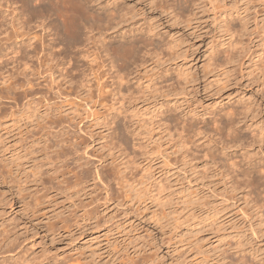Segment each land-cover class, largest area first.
Masks as SVG:
<instances>
[{
  "label": "rangeland",
  "instance_id": "1",
  "mask_svg": "<svg viewBox=\"0 0 264 264\" xmlns=\"http://www.w3.org/2000/svg\"><path fill=\"white\" fill-rule=\"evenodd\" d=\"M70 1L72 4L69 1L68 4L74 5V0ZM16 2L19 3L13 7L17 11L20 8L21 11L26 9L20 0H9L8 5ZM101 2L94 3L99 5L94 8L97 13H104L114 7L128 11L127 15L119 18L121 27L117 31H94L98 33V37L109 32V35H104L107 36L106 42H112L116 49L119 43L133 41L132 47L131 42H128L123 50L112 51L113 54L116 52L121 56L118 66L121 69H116L124 70L125 66H121L124 60L131 58L129 60L132 61L129 67L121 71L124 72L123 75L120 71L119 74L123 82L122 92L126 93L124 94L127 99L132 97L133 103L128 101L132 99L126 101L124 94L121 98L120 95L116 96L119 100H125L117 104L118 107H123L125 115L127 110L128 115L133 111L131 116H127L129 118L124 115L118 117V124H121L119 127L123 130L117 129V132L122 131L121 135L124 132V136L119 141L121 136L116 130L105 127L97 120L96 113L101 114L109 107L104 108L98 104L95 106L92 102L86 107L85 101L80 100V97L76 99L73 94L77 103L69 108L65 106L62 109L64 113L57 114L64 118L62 121L65 122V129L67 127L70 130V134L63 136L67 139L64 145L66 156L54 161L58 162L54 165L59 172H52L53 177L44 175L43 179L46 181L41 179L43 183L39 180L36 184L32 172L35 168L32 160L34 155L29 154L23 158V162H30L26 165L23 163L24 170L20 177L23 185L27 182L26 173L32 175V179L30 177L28 180L34 182L30 180L32 183H28L31 185L27 186L28 191L19 194V183L13 179L16 174H12L6 181L3 178L1 160L3 156L11 158L26 136L29 138L28 145L32 144L33 134L29 129L35 128L30 125L32 119L27 118L25 112L29 115L30 111L36 114L38 111H45L47 101L42 100L41 94H47L46 98L53 99L52 101L56 98L54 94L49 95L50 92H47L46 83L49 82L44 81L45 77L29 74L28 79L38 77L37 81L34 80L42 83L35 84L33 80V84L40 87L34 86V89H30L27 88L28 85L26 87L25 76H18L14 71V79L20 80L16 83L12 77L8 83L12 80L17 84L15 91L33 92L30 94L32 96L23 97L22 103L36 102H31L25 108L21 103L16 115L12 116L16 118L14 122L5 121L0 109V136L8 132L11 126L5 139L0 138V264H240L239 257L242 252L239 236L246 225L242 212L245 206L243 197L239 191H236V195L231 193L234 190L231 191L227 177L221 183V177L213 176L210 169L203 166L204 163L196 161L198 140L193 129L198 124L206 128L208 138L206 136L204 140H208L210 144L207 141L204 144L208 145L201 146L202 155L211 150L210 154L216 160L223 158L220 160L223 162L225 156L220 154L224 146L222 139L229 135L222 136V132L228 133L227 129L219 131L220 124L217 123L225 121L227 110L237 109L241 112L237 116L238 119L241 117L237 121L242 130L241 135L247 142L254 144L247 149L253 158H257L256 162L264 161V140L258 136L259 140L255 142L251 133L252 129L260 132L263 130L264 133V0ZM229 19L233 28H236L233 36L226 29ZM50 28L53 33L48 38L55 37V26ZM41 32L44 33L39 28L37 33ZM134 42L139 43L137 45L141 49L137 59L134 58ZM58 46L61 49L63 45ZM228 54L233 57L232 61L228 59L229 66L225 63ZM10 66L8 68L13 70ZM220 66L222 67L219 68ZM227 66L231 69L228 73ZM10 69L6 74L13 72ZM224 70L226 75L222 74L225 73ZM182 71H185L186 76ZM178 73H182V76ZM22 81L26 89L21 87ZM3 86L0 80V90ZM62 88L66 89V84ZM43 89L47 91L42 93ZM34 92L39 94L36 96ZM13 95L15 97V94H11L7 99H0V107L12 106L14 110L16 106ZM33 96L36 97L35 100L32 99ZM27 107H30L29 111L26 110ZM89 107L94 108L91 110ZM135 109L139 110V115ZM156 111H160L159 114ZM166 116L169 119V122L166 119L168 124L160 122ZM218 117L219 120L223 117L222 121ZM158 120L164 125L161 126ZM54 126L53 132L56 134L50 135L48 143H53L57 137L61 138L58 133L62 134V125ZM21 131L22 135L18 134ZM20 135L23 136L22 140ZM47 142L42 141L45 145ZM38 146L40 145L32 147L37 148L36 155L41 154L37 152ZM236 147L229 150L230 155L238 154L237 160H240L239 155L244 151L241 150L242 145ZM50 149L49 155L55 157L59 147ZM246 154L249 156L248 152ZM38 157L41 160L43 155ZM201 160L204 162L206 158L202 157ZM207 173L210 174V179L207 178ZM79 175L84 177L81 182ZM223 181L226 186L230 185L227 186L228 189ZM159 183L166 188L169 186V191L163 189ZM155 186L159 189H155ZM154 190L165 192L161 194ZM30 192L34 195L31 196ZM23 193L27 201H30L31 210L26 209L29 206L25 204ZM154 193L165 205L153 197L156 195ZM35 195L38 198L33 199ZM165 199L167 202L162 201ZM198 199L199 202H196ZM213 218L215 224L211 225L214 223ZM9 235L12 240L6 242ZM251 238L253 240L254 236ZM250 259L253 260L252 256Z\"/></svg>",
  "mask_w": 264,
  "mask_h": 264
},
{
  "label": "bare ground",
  "instance_id": "2",
  "mask_svg": "<svg viewBox=\"0 0 264 264\" xmlns=\"http://www.w3.org/2000/svg\"><path fill=\"white\" fill-rule=\"evenodd\" d=\"M8 1L9 0H4V1L0 0V44H1V46H0V80L4 84L3 88L1 87L2 90H0V99H3V98L7 99L8 97H10L9 95L15 94V97L13 95V97H14L13 99L15 100L16 108L14 110H12V106H2V108L0 107L1 113L4 116V118H6L5 121L10 120V121L14 122L16 118H12V116H14V114L20 109L19 105L23 101L22 98L23 97L28 98L29 97L28 95L33 93V92H31L32 90L31 91L30 90L29 91L23 90L24 91V92L22 91L23 93H19L18 91H15L16 87H17L16 83L18 82L17 80H20V79H17L16 75H15L16 76L15 78L17 80L14 79L13 75L15 74V72L17 73L18 76L19 75H23V77L25 76L24 79L27 82L26 87L28 85L29 87H27V88H30V89H34L33 88L34 86L40 87L39 85H41L42 83L36 82L39 79L37 77V79L34 78V79H36V81L34 79L33 80L35 81L34 82L35 84H39V85L33 84L32 78L28 79L29 74L30 75H32V74L37 75L38 74V76H40V77H45V78H43L44 81L46 80L49 82V83H46V85L48 84L47 85L48 91L47 90H45V91H47L48 93L50 92L49 95L51 93L54 94L55 95L54 98H56V100H57V101L56 100L52 101L53 99L51 100L49 98H46L47 94H46V96H45V94L44 95L41 94V92L42 93L45 92L44 89H43V91L41 90L40 94L42 95V97H41L42 100L47 101L45 111H43V110H42V112L38 111L37 114L30 111L29 115H28V112L27 113L25 112V114H24L27 116V118L32 119L30 125L35 128L34 130H30L29 126L27 128L33 134V139H31L32 144L28 145V143H29L28 139L29 138L27 136H26L27 138L25 137L23 139V136H21L23 131H21L20 133L18 132V134H21L20 135L21 140L23 139L20 148L19 149L16 148L18 150L13 152V154L11 155L12 156L11 158H8V156L6 158V156L2 155L4 157L1 160V162L3 161L2 165H1V167L3 169V178L7 181L9 177H12V174L13 175L16 174L13 177V179L15 178L14 180L16 181V183H19L17 185L18 193L22 194V192L29 189L28 187L30 184L28 185V183H32L34 181L36 182L39 180L42 181V180H44L43 179L44 175H48L49 177H53V173L59 172V170L54 165V163H56L57 161L56 162H54V161L55 160L59 161V158H62L61 156H64V155L66 156V150H65L64 145H65V142L67 141V139L65 140V138H63V136L66 134L67 135L70 134V130L67 127L65 129V122L62 121L64 118L57 116V114L61 115L62 109L65 106L67 108H69V106L76 104L77 101L74 100L75 98L77 99L80 97V100L81 99H82V101L84 100L86 103V107L89 106L88 104L90 102H92L95 106H96V104H98V105H102L104 108L109 107L108 109L106 108L107 109L106 111H108V112H106V111L103 112L106 114H103L102 112H101V114L99 112L96 113L97 114V120L101 121L102 125H104L105 127L116 130V132H117V129L119 131V129H120L119 126L121 125L120 123L118 124V121H119L118 117L120 115H124L125 117H127L130 115V113L133 112L132 109L130 108L132 112L129 111L130 113L128 115V110H127V112H126L127 115H125V113H124L125 110L124 111L122 110L123 107L121 105H120L121 107H118L119 103L120 104L122 103V100L126 99V101H127L128 99H132V97H129V95H127V97H129L127 99V98H125L126 93L124 92L125 93L124 94L122 92L121 86H122L123 82H121L122 78H121L119 73L123 69L121 71L119 69H116L120 65L119 62L121 60V56H118L116 54V52H115V54H113V52H112V51H117L118 49L123 50L124 47H126L124 45L128 44V42H131V41L127 40L126 42H122V44L119 43L120 45L118 44L119 46H117V49H116V47H114V45H112V42H108V43L106 42L107 36H104V35L105 34L109 35V32L108 33L104 32L105 34L101 35V36H103V38L101 36L98 37L97 36L98 33L97 34L94 33L95 29H98L100 31H103V30L104 31H109V30L115 31L116 29L121 27L120 26L121 25V19H119L121 17V15L125 16L128 13V11L123 10L124 8L120 9L117 7L107 9L105 12L102 11L104 13H100V12L97 13V11L94 8H95V6H99L98 4L102 3L101 2L102 0H74L73 1L74 5L68 4V1L70 3L72 2L70 0H23V1L20 0L22 2V4L26 7V9H24L25 12H24V10L21 11L20 7H17V9L20 8V11H17L16 7H13V5L14 6L17 5V3H19V2H16V4L11 3V5H8ZM10 1H13V0H10ZM153 1H155V0H153ZM115 2H114V4H115ZM94 3H98V4H94ZM100 7H101V5H100ZM102 14H103V16H102ZM240 15L241 14L239 13V17H240ZM229 20H230L229 24H227L228 22L226 23V25H227L226 29H227V31H229L231 33V36H233V34L236 31V28H233V23L231 24L230 23L231 19H229ZM50 25L55 26V30H54L55 37H52V38H48V36H50L53 33V29L50 28L52 26H50ZM39 28L42 31H44V33L41 32V34H38L37 31ZM98 30H96V31H98ZM1 35L2 36L5 35V36L2 37ZM111 36H113V35H111ZM48 39H50L49 42H48ZM132 42H131V47L133 46ZM61 44L63 46L61 47V49H58L57 47H60L58 45H61ZM137 44H139V43L134 42V45H136L135 46V48H136L135 57L132 55L136 59L138 58V56H140V52H141L140 45H137ZM141 44H142V42H141ZM143 47H144V45H143ZM143 47H142V49H143ZM119 50H118V52H119ZM128 53H130V52H128ZM61 55H63V56H61ZM121 55H122V53H121ZM128 55H130V54H128ZM228 55L229 56L226 57L227 61L225 60L226 61L225 63L227 65H228V63H227L228 59L231 60L233 58V57H231L232 54H228ZM123 56H125V55H123ZM129 59L131 60V58H129ZM129 59H126V60L123 59L124 64L121 65L122 68H124V66H125V69H126V67H129V64H131V62H132V61L130 62ZM34 60H36L35 65L33 63ZM135 61H133V62H135ZM11 64H12V66H10ZM8 65L12 69L14 68L15 70L14 69L11 70L10 68H8ZM222 66H220L219 68H221ZM224 66H225V64H224ZM228 66H227L228 70H226L227 73L230 69ZM118 68H120V67H118ZM9 69L11 70L10 72H12V71L13 72L11 74H6L7 72L9 73ZM115 69L118 73H116ZM178 71H180V70H178ZM226 71L224 70L223 72H225V73H222V74L226 75L227 74ZM230 71H231V69H230ZM121 73H122L121 75H123L124 72H121ZM182 73H183V71H182ZM182 73H178V75L179 74L181 75ZM184 73H185V71H184ZM184 73H183V75H184ZM130 74H131V72H130ZM229 74H230V72H229ZM184 76H186V75H184ZM126 77H127V74H126ZM11 78H12V80L14 79L16 83H13L12 80L8 83V81ZM117 78H120V81H117ZM183 78H185V77H183ZM228 78H229V76L227 77V79ZM24 79H22V80H24ZM25 81H24V83H26ZM65 84H66V89L62 88V86H64ZM20 86H21V84L19 85V88L23 87V89H26V88H24L23 81H22V86L21 87ZM33 91H35V90H33ZM37 93H35V95ZM83 93L84 94L86 93V94L84 96H81V94H83ZM123 94H124V99H122V100L121 99L119 100V97L118 98L116 97L117 95L118 96L120 95V98H121V95L123 97ZM131 95H132V93H131ZM30 96H32V95H30ZM110 96H112V97H110ZM35 98H34V96L32 97V99H34V100H35ZM108 99H110V101ZM128 101H132V103H133V99L128 100ZM31 102L22 103V107L25 108L26 106H30ZM33 102H36V101H33ZM124 103H128V102H124ZM132 103L130 102L129 104L131 105ZM123 106H124V104H123ZM27 108H26V110L29 111L30 107H27ZM92 108H94V107H89V109H91V110H92ZM134 108H135V105H134ZM135 110H137V109H135ZM135 110H134V112H135ZM160 110H161V108H160ZM232 110L230 111V109H229V111L227 110V112L225 110V112H226V113L224 112L225 113V117H224L225 121L217 123V125L220 124L218 126L219 131H224L227 129L226 131L228 133H226L224 131V132H222L224 134V135L222 134V136H226L227 134L229 135V137H225V139H222V141L224 142V146L222 145L223 150L221 151L220 154H223V156H225L224 157L225 160L223 162L220 161L221 159L223 160V158H221L220 160L218 158V160H216L214 158L215 156L213 157V155L210 154L211 150L207 151V152L204 150L205 151V153H203L204 156L202 155L200 149H201V146L205 142L208 141V140H204V138L208 134H207V131L205 130L206 128L204 129V126L200 127V125L198 124L199 126L195 125V128L193 129L195 136L197 137V140H198V143L196 144V148H197L196 161H199V163H202V164L204 163L203 166L207 167L208 170L210 169V172L213 173V176H218V178L221 177L220 178L221 181L219 180L221 183H222V179L224 180V178L226 179V177H227L231 186L228 183H226V184H228L231 187V191H233V190L235 191V192L234 191L231 192L232 194L237 193L236 191L241 192V196L243 197L244 205H245V206H243L242 212H243V216L245 217V220H246V225H245V227H243L242 235L239 236V237H241L240 238L241 240L239 242L240 245L239 244L238 245H239V247L241 246V252H242L241 256L239 257V262H240V264H264V244L261 245L262 242L264 243V161L256 162L257 158H253L254 156L252 154H250V150L247 149V147L252 145L253 143L250 144V142H247L248 140L243 138V136L241 135L242 134L241 133L242 132L241 127H239V122L237 123V121H239V119L241 118L240 117L238 119L237 116H239V114L241 112L237 111V109L233 110V111ZM34 111H35V109H34ZM63 111H65V110H63ZM137 111L138 112L136 114L139 115L140 114L139 110H137ZM19 112H21V111H19ZM89 112H91V111L89 110ZM143 112H145V111H143ZM159 112H157V113L159 114ZM221 112H223V111H221ZM142 114H144V113H142ZM147 114H146V116H147ZM201 114H200V116H201ZM152 115L154 116V114H152ZM160 115H161V113H160ZM142 116L145 117V114ZM214 116H216V114ZM218 116H220V115H218ZM132 117H136V116H132ZM154 117H156V116H154ZM127 118H129V117H127ZM222 118L220 119L221 121H222ZM46 119H48V120L46 121ZM154 119H152V120H154ZM166 119H167V116L164 119V121H161L160 119L159 120H160V122L168 124L167 120L169 122V119H167V120ZM214 119H215V117H214ZM149 120H151V119H149ZM159 120L157 122H159ZM218 120H219V117H218ZM218 120L216 119V121H218ZM144 121H145V119H144ZM170 121L173 123L172 119ZM201 123L202 122H200V124ZM214 123H216V122L214 121ZM114 124H115V126H114ZM162 124H161V126H162ZM166 124H165V126H166ZM54 125H56V127H58L59 125H62V129H63L62 134L57 132L59 134L58 136H61V138L57 137V139H55L53 141V143H48L47 140L50 139V137H51L50 135L54 134V132H53V129L55 127ZM165 126H164V128H165ZM10 128H11V126L8 128V132H6L5 134H2L0 136L1 139H5L4 137L9 134ZM218 128H216V129L218 130ZM249 128H251V125L249 126ZM166 129H169V128L166 127ZM120 130H123V129H120ZM59 131H61V130H59ZM219 131H216V132H219ZM262 131L263 130H261V132H260V131H257L256 129L251 130V133L253 134V138H254L255 142L259 140L258 136H260V138H263V140H264V133ZM113 133H114V131H113ZM121 133H122V131H121ZM121 133L117 132V134L118 135L120 134V136H121L120 138L118 136L119 141H120V139L122 140V137L124 136V132L122 135H121ZM35 135H37V136H35ZM193 136H194V134H193ZM221 137H220V140H221ZM180 138H181V136H180ZM207 138H208V136H207ZM42 141H46L47 145H45L46 143L43 144ZM69 141L71 144H73L71 140H69ZM201 141H204V142H201ZM219 142H221V141H219ZM122 143H123V141H122ZM239 143H240V146L242 145L241 150L244 152H242V154L239 155L240 160H237L238 154L235 156L230 155L229 150L232 148H235L236 146H239ZM71 144H70V146H71ZM208 144H210L209 141H208ZM208 144H204V145H208ZM26 145H27V147H26ZM35 145L36 146L40 145V146H38L39 150L37 152L41 153L39 155H41V156L43 155V158L41 157L42 158L41 160L38 157L39 155L35 154L37 148H35L36 150L32 149V147L34 148ZM54 146L59 147V150L56 151L55 157L53 155L52 156L49 155V153L51 151L50 148H53ZM209 146H207V147H209ZM74 147H75V145H74ZM207 147H206V149H207ZM239 147H236V148H239ZM203 149H205V148H203ZM246 152L249 153V156L246 154ZM29 154L34 155V157L32 158V160L34 161L33 166L35 167L34 169H32L34 181L31 180L32 175L30 176V175H28V173H26V174L24 173L25 176H27V182L25 181L26 184L23 185L21 182V177H20L21 172L24 170V164L23 163H25V162H23V160H24L23 158L28 157ZM33 155H31V156H33ZM202 157L206 158V160H204V162H203V160H201ZM54 158H56V159H54ZM28 161L29 160H27V162ZM205 161H206V163H205ZM254 161H255V163H254ZM26 163H25V165H26ZM200 166H202V165H200ZM203 166H202V168L204 169ZM25 169H26V166H25ZM208 170L206 172H208ZM198 172H200V170H198ZM208 175L210 176V174L207 173V176ZM209 176L207 178L210 179L211 176L210 177ZM30 177H31L30 180L32 182H29L30 180H28ZM55 177H58V176H54V178ZM58 178H56V179H58ZM83 178L84 177L82 175H79L80 182H81V180H83ZM85 178H86V176H85ZM22 180H23V178H22ZM44 181H46V180H44ZM215 181H217V178L215 179ZM215 181H214V183H215ZM80 182H78V184ZM42 183H43V181H42ZM162 183H163V181H162ZM162 183H159V185L161 184L160 185L161 187L163 186ZM217 183H218V181H217ZM36 184H37V182H36ZM223 184H224V181H223ZM159 185H158V187L160 188ZM227 186H226V189H228ZM155 187H156L155 189H159V188H157V186H155ZM164 187L165 186H163L162 188L165 189L166 191L168 190L167 188H169V186L167 188L166 187L164 188ZM162 188H160V189H162ZM165 190L164 191L154 190V192L157 191V192H160L162 194V192H165ZM214 192H215V189H214ZM217 192H219V191H217ZM227 192L228 191H226V193ZM36 193H38V192H36ZM160 193L158 195H160ZM30 194H31V196L34 195V193H31V192H30ZM154 194H156V193H154ZM222 195H223V193H222ZM228 195H229V193H228ZM155 196H157V194L153 195L154 198H156ZM196 196H195V198H196ZM219 196H221V194H219ZM225 197L226 196L224 195V198ZM32 198L34 199V198H38V197H36V195H35V197H32ZM23 199L26 200L25 204H27V206H29L26 209L31 210L32 207L30 206L31 205L30 201H27L24 193H23ZM225 199H227V197ZM157 200L160 201L161 199L160 200L157 199ZM227 200H229V199H227ZM162 201L167 202V199L162 200ZM200 201H201V198H200ZM196 202H199V199ZM159 203L162 205H165L164 204L165 202L161 203V201H160ZM215 204H217V203H215ZM223 204H224V202H223ZM214 207H216V206L214 205ZM213 209H211V210L213 211ZM216 210H215V212H216ZM212 213H214V212H212ZM54 216H55V214H54ZM213 217H214V215H213ZM167 218H170V217H167ZM200 220H201V218H200ZM213 221H214V218H213ZM195 222H196V220H195ZM211 222H212V220H211ZM200 224H198V225H200ZM214 224H215V221L211 225H214ZM240 234H238V235H240ZM249 236H251V237L254 236V239L252 240V238ZM11 240H12V236H10V235L7 237V240L5 239L6 242L11 241ZM252 241H254V242L252 243ZM251 256H252L253 260L250 259Z\"/></svg>",
  "mask_w": 264,
  "mask_h": 264
}]
</instances>
